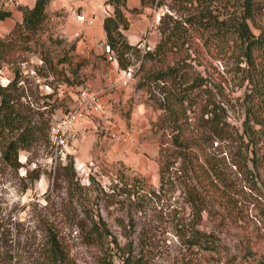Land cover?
I'll return each mask as SVG.
<instances>
[{
	"label": "trees",
	"instance_id": "trees-1",
	"mask_svg": "<svg viewBox=\"0 0 264 264\" xmlns=\"http://www.w3.org/2000/svg\"><path fill=\"white\" fill-rule=\"evenodd\" d=\"M5 1L0 0V21L13 17ZM49 1L17 4L21 21L0 36V72L5 64L10 72L7 83L0 80V158L16 169L23 165L20 152L31 151L43 140L51 144L52 109L34 106L30 96L40 93V82L32 84L35 90L23 85L29 78L23 63L37 53L41 65L36 66V74L52 75L47 84L53 91L41 98L52 97L58 84L80 83L81 65L74 64L69 54L75 44L59 52L51 48V36L42 38ZM139 1L141 8L137 10L130 8L127 0H109L112 10L103 19V29L119 68L126 69L130 54L137 51L124 34L130 25L126 13L145 7L167 9L160 16L159 39L152 51H146L136 84L147 94L152 108L162 112L154 122L163 132L158 141V185L130 176L121 167L116 169V177L130 181L124 182L129 188L122 192L133 200L142 193L155 195L166 188L179 192L177 202L188 208L194 219L178 218V234L188 247L215 250L216 235L198 224L211 204L230 201L237 191L220 154L235 156V165L246 173L264 174V0ZM203 57L224 62L223 70L206 72ZM187 60H194L195 65ZM234 108L239 109V120L231 116ZM65 158L56 164L53 177L66 184L69 197L84 185L72 156L66 154ZM32 171L37 170L26 169L25 177ZM39 175L37 172L32 179ZM260 212L264 219V207ZM85 216L80 226L84 239L102 252L97 264H115L114 240L106 222L98 213ZM43 250L40 264H78L55 225L45 227ZM136 260L128 254L120 264H138ZM257 264H264V257Z\"/></svg>",
	"mask_w": 264,
	"mask_h": 264
},
{
	"label": "rangeland",
	"instance_id": "rangeland-1",
	"mask_svg": "<svg viewBox=\"0 0 264 264\" xmlns=\"http://www.w3.org/2000/svg\"><path fill=\"white\" fill-rule=\"evenodd\" d=\"M33 3L34 0L5 1V5L13 11V17L0 21V36L8 33L14 22L21 21L22 15L16 5ZM145 8L146 14L142 12L143 8L126 13L130 24L136 23L138 26L136 30L129 25L124 31L137 51L129 57L128 66L133 69V78L126 88L117 91L124 96L119 101L123 107L113 111L116 130L120 135L108 138L94 117L76 124L72 131L65 133L66 142L73 143L75 147L68 154L73 158L84 187L76 189L72 196L67 197L69 190L66 184L54 180L56 164L66 159L61 152L64 150L62 144L59 145L60 150L43 140L31 151L20 152L19 158L23 165L17 169L0 158V264H40L43 261L45 227L50 224L56 226L61 240L78 264H97L102 252L86 243L80 227L88 217L85 215L97 213L113 236L112 255L115 264L122 263L128 254L137 257L138 264H257L264 257V219L260 212L264 207V174L259 175L254 171L246 173L239 165H235L238 163L235 156H227L225 152L220 154L225 157L223 168L236 184L235 198L211 204L198 224L200 229L216 235L218 244L215 250L188 247L178 234L176 224L179 219H194L189 209L181 208V202H177L180 201L179 192L166 188L155 195L142 193L136 200L122 192L129 187L124 184L127 179L119 180L116 177V169L120 167L125 173L142 178L151 186L158 185V141L163 132L157 129L154 122L162 112L152 108L147 94L136 84L141 74L139 68L146 61V51H152L159 39L160 16L167 9L164 6ZM47 12L42 38L51 36L52 41L48 42L52 49L59 52L75 44L69 54L74 64L81 65L80 83L58 84L52 97L41 98L53 91L47 84L52 81V75L41 77L36 74V66L41 65L37 53L29 55V61L23 63L25 73L29 75L23 85H30L35 90L32 84L39 80L40 93L30 98L34 106H40L41 110L45 107L52 109V124L74 108L82 87L87 84L92 86L96 81L97 70L104 57L93 47L76 52L77 43L84 44L86 39L72 36L74 32L70 36L67 34L64 25L66 8H56L49 1ZM144 16L148 24L140 28ZM152 23L156 27H151ZM103 41L107 43L105 36ZM187 61L195 63L194 60ZM201 61L207 66L208 73L222 71L225 64L206 57ZM207 62H211V65ZM114 71L116 79L120 71ZM0 74L1 82L7 83L10 75L7 64ZM33 77L36 80L32 81ZM45 103L50 105L43 106ZM231 116L239 120V109L231 110ZM132 128H138L136 140L129 142L122 135ZM168 138L169 132L164 139L167 141ZM34 168L37 171L25 177L26 169ZM37 172L40 173L39 178L32 179Z\"/></svg>",
	"mask_w": 264,
	"mask_h": 264
},
{
	"label": "built area",
	"instance_id": "built-area-1",
	"mask_svg": "<svg viewBox=\"0 0 264 264\" xmlns=\"http://www.w3.org/2000/svg\"><path fill=\"white\" fill-rule=\"evenodd\" d=\"M99 7L103 16H108L110 14L109 0H100ZM71 15L74 16L75 20L78 21L82 27L89 26L94 23L95 14L92 13L89 16H86L81 5L76 6L71 11ZM151 27H156V25L152 23ZM67 34L70 36L68 32ZM72 36L85 38V34L81 29L74 31ZM95 43L96 47H99L103 50L108 61H116L114 52L107 43H105L102 39H96ZM132 71L133 69L130 66H128L126 69H123L118 83H113V87L115 85H129L131 79L133 78ZM37 81L39 80L37 79ZM90 116L98 117L109 137L117 138V136L120 134L116 130V121L113 118L111 110L107 106L103 105L99 98V93L90 89L88 86H84L78 92L74 108L67 112L60 121L50 124L49 138L51 145H55L56 148L61 150V146L59 145L62 144L64 150H61V152L65 157L68 152H71L75 148L73 143L68 144V141L66 142L65 133L72 131L75 128L77 122L88 119ZM137 130L138 128L130 129L124 135H122V138H124L126 141L134 142L136 140Z\"/></svg>",
	"mask_w": 264,
	"mask_h": 264
},
{
	"label": "crops",
	"instance_id": "crops-1",
	"mask_svg": "<svg viewBox=\"0 0 264 264\" xmlns=\"http://www.w3.org/2000/svg\"><path fill=\"white\" fill-rule=\"evenodd\" d=\"M51 2L55 4L56 8L64 7L67 9V15L64 16V20H65L64 25L66 28V32L70 34L79 29L83 30L84 32L86 42H84V44L78 42L76 46V52L78 53L79 51H84L85 49H89V47H93L98 54H101L104 57L101 63V67L97 70L98 74L96 81L91 84L92 86H90V84L87 83L86 84L90 89L99 93V98L101 102L103 103V105L107 106L111 110V113L113 115V111H117L119 110V108L123 107V104L120 105L119 101L121 98H124V96L120 92L117 93V91L126 88L128 85L127 86L115 85L113 87V83L115 84L118 83V80L120 79L123 69L119 68L118 63L116 61L115 62L108 61L105 57L103 50L99 47H96V43H94L96 39L103 40L105 36L103 29V19L105 16L102 15L99 7L100 0H50V3ZM127 4L128 6L129 4H131L130 8H134V7L141 8L139 0H127ZM78 5H81L83 7L86 16H89L92 13L95 14L94 23L92 25L82 27V25L75 20L74 16L71 15V11ZM110 11H111V5H110ZM142 12L146 14L147 12L146 8H143ZM146 24H148V20L145 17L144 19L141 20L140 28L147 26ZM132 26H134V28L137 30L138 26L136 23L134 25L133 23H131L130 28H132ZM114 69L115 70L119 69L120 71V75L116 79H114L113 76L116 73ZM92 117L96 118V120L100 123L102 133L106 135L108 138L113 139L108 136V133L104 130L103 125L96 116H90L88 119L77 122V124L83 123V121L86 122ZM112 147H113V142H112Z\"/></svg>",
	"mask_w": 264,
	"mask_h": 264
}]
</instances>
